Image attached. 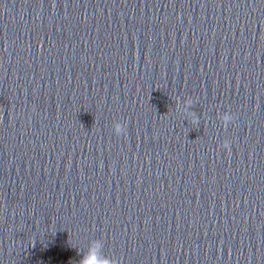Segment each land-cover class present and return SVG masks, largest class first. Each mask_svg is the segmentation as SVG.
<instances>
[{
  "label": "clouds",
  "instance_id": "1",
  "mask_svg": "<svg viewBox=\"0 0 264 264\" xmlns=\"http://www.w3.org/2000/svg\"><path fill=\"white\" fill-rule=\"evenodd\" d=\"M232 117L230 115H225L224 119L225 121L230 120ZM113 129L117 135H120L125 132L126 128L125 125L119 121L115 122L113 124ZM228 142H225L224 147H228ZM99 248L98 242H93L92 249L90 250V254L87 257H82L80 264H95V255L94 251L95 249Z\"/></svg>",
  "mask_w": 264,
  "mask_h": 264
}]
</instances>
